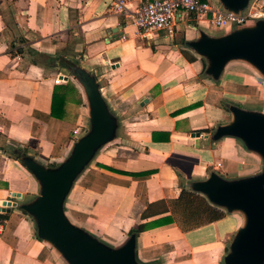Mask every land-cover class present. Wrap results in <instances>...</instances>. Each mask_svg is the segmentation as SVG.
Wrapping results in <instances>:
<instances>
[{"label": "crops", "instance_id": "crops-1", "mask_svg": "<svg viewBox=\"0 0 264 264\" xmlns=\"http://www.w3.org/2000/svg\"><path fill=\"white\" fill-rule=\"evenodd\" d=\"M122 1L129 15L111 8V0H0V264H51L21 207L41 189L23 160L52 167L69 155L78 139L73 130L89 123L81 72L94 77L115 127L64 199L73 225L113 248L134 234L140 264H223L227 241L245 225L242 210L217 206L220 219L192 230L170 222L135 232L169 214L142 216L149 203L176 198L181 185L212 173L231 181L264 171L259 152L219 132L233 118L231 106L264 113V75L231 58L213 76L192 43L202 33L228 31L186 15L173 35L157 30L143 37L131 18L142 0ZM67 80L81 102L70 99L61 118L52 116L54 85ZM247 95L259 101L245 104Z\"/></svg>", "mask_w": 264, "mask_h": 264}, {"label": "water", "instance_id": "water-1", "mask_svg": "<svg viewBox=\"0 0 264 264\" xmlns=\"http://www.w3.org/2000/svg\"><path fill=\"white\" fill-rule=\"evenodd\" d=\"M220 1L235 12L248 3V0ZM192 46L209 59L208 71L215 77L231 58L249 61L264 75V20L235 27L218 38L202 33ZM80 75L90 108V129L75 141L69 155L55 168L45 167L29 156L24 158L41 189L33 202L21 207L35 217L38 237L53 244L70 264H140L134 254V234L123 246L110 249L73 225L64 214L63 202L73 181L97 148L113 137L115 127L94 77L85 72ZM230 112L231 122L221 126L219 132L239 137L264 158V113L235 106L230 107ZM193 188L213 205L239 209L246 215L245 225L238 230L230 252L223 258L224 264H264V171L231 181L212 173L206 180L195 182ZM12 195L20 198L18 193ZM4 205L11 202L4 201Z\"/></svg>", "mask_w": 264, "mask_h": 264}, {"label": "built area", "instance_id": "built-area-1", "mask_svg": "<svg viewBox=\"0 0 264 264\" xmlns=\"http://www.w3.org/2000/svg\"><path fill=\"white\" fill-rule=\"evenodd\" d=\"M110 7L129 15V9L122 0H111ZM245 11L235 12L208 0H142L131 15L136 32L141 36L163 30L165 36L174 34L177 23L186 15L195 18L196 23L205 21L208 26L230 31L242 26L248 20H264V0H248ZM86 128L74 129V138L84 135Z\"/></svg>", "mask_w": 264, "mask_h": 264}, {"label": "trees", "instance_id": "trees-1", "mask_svg": "<svg viewBox=\"0 0 264 264\" xmlns=\"http://www.w3.org/2000/svg\"><path fill=\"white\" fill-rule=\"evenodd\" d=\"M77 95V89L70 80L62 84H55L51 95L50 114L61 118L65 112V105L70 99H74L76 103L81 102ZM153 206L159 207L157 213H151ZM162 212H169V214L138 224L135 232H142L148 228L170 222H174L185 232L218 220L224 215V211L213 205L204 195L187 189L183 185H181L180 194L176 198L149 203L142 216L147 218Z\"/></svg>", "mask_w": 264, "mask_h": 264}, {"label": "rangeland", "instance_id": "rangeland-1", "mask_svg": "<svg viewBox=\"0 0 264 264\" xmlns=\"http://www.w3.org/2000/svg\"><path fill=\"white\" fill-rule=\"evenodd\" d=\"M222 7H224V8H226L224 5H221ZM245 11V9H244V7L243 8H241V9H239V10H237L236 12H239V13H242V12H244ZM256 22L255 21H250V20H248L245 24H243L242 26H251L252 24H255ZM222 30V29H221ZM220 30V31H221ZM223 32H225V30L224 31H221L220 33H222L223 34ZM219 33V31H216V30H214L213 32H212V34L213 35H217ZM210 37H212V38H218V36H210ZM249 90V89H248ZM245 102V104L247 103H251V105H253L254 106V104L255 103H257V101H259V98H258V96H253V97H249V95H247L246 96V98H245V100H244ZM261 107H260V109L259 110H261V111H263V107H262V105H260ZM242 108H244V109H248V108H251L250 106H245V107H242ZM255 108H257V107H255ZM251 110V109H250ZM84 128H87V129H90V122L89 123H87L86 122V125H85V127ZM56 166H58V165H54V166H52L51 168H55ZM49 167V166H48ZM194 185V184H193ZM193 185L191 186V187H189V188H187V189H190V190H193L194 191V188H193ZM202 195H204V194H202ZM204 197H206L205 195H204ZM207 198V197H206ZM29 214V213H28ZM29 217H30V220H31V223H32V227L34 228V231H36L37 232V221H36V219H35V217L33 216V215H31V214H29ZM80 229V228H79ZM82 230V229H81ZM86 233V232H85ZM88 235V234H87ZM90 239H91V237H89ZM93 238V237H92ZM236 238V236L235 235H233L228 241H227V243H226V252H225V254L223 255V257H222V261H223V258H224V256L227 254V253H229L230 252V250H231V245H232V243H233V241H234V239ZM97 239V238H96ZM91 240H93V239H91ZM98 240V239H97ZM98 241H100V242H105L104 244H105V246H107V247H109L110 249H113V247H110L109 246V244L106 242V240H98ZM102 242V243H103ZM43 245H44V247H46V251L49 253H51V256H52V260H51V264H70L66 259H65V257L60 253V251L53 245V244H51L49 241H46V240H44L43 241ZM49 264V263H48ZM224 264V263H223Z\"/></svg>", "mask_w": 264, "mask_h": 264}]
</instances>
